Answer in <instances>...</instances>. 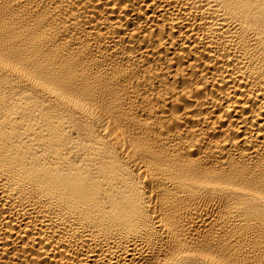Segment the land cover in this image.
<instances>
[{
	"label": "bare ground",
	"instance_id": "obj_1",
	"mask_svg": "<svg viewBox=\"0 0 264 264\" xmlns=\"http://www.w3.org/2000/svg\"><path fill=\"white\" fill-rule=\"evenodd\" d=\"M0 264H264V0H0Z\"/></svg>",
	"mask_w": 264,
	"mask_h": 264
}]
</instances>
